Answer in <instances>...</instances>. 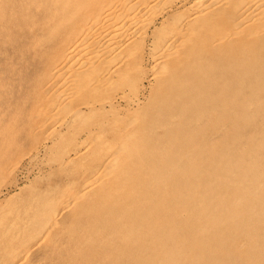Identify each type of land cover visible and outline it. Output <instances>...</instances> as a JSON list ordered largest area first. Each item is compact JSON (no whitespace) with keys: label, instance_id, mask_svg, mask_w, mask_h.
<instances>
[{"label":"bare ground","instance_id":"6f19581e","mask_svg":"<svg viewBox=\"0 0 264 264\" xmlns=\"http://www.w3.org/2000/svg\"><path fill=\"white\" fill-rule=\"evenodd\" d=\"M23 45L0 175L28 138L66 182L0 201V264H264V0H0Z\"/></svg>","mask_w":264,"mask_h":264},{"label":"rangeland","instance_id":"374dc122","mask_svg":"<svg viewBox=\"0 0 264 264\" xmlns=\"http://www.w3.org/2000/svg\"><path fill=\"white\" fill-rule=\"evenodd\" d=\"M4 50L6 53L7 48ZM15 51L16 53H14ZM7 53L11 55L8 59H5L3 49L0 47V107L4 109L8 108L6 112L10 113L14 109H18L24 115L28 111V105L22 102L23 95H25V86L32 82L37 74V70L41 68L42 62L30 55L26 45H23L20 49L18 46V51L8 49ZM9 87L10 90L7 93ZM144 92L148 94V88H145ZM25 139L22 140V144L17 149H13L12 155L2 158L4 164V162H12L16 157L21 156V162L17 168L11 171L12 173L10 171H3L4 173L2 172L0 175V201L9 198L16 203L18 200L26 199L31 194V190L33 193L35 190H43L44 188L66 182L65 173L56 169L53 165L51 153L46 155L42 147L38 149V152H35L36 146L34 145L35 148L33 149V140ZM25 186H32V189L27 188L28 190L20 192ZM17 196L19 197L17 198ZM35 242V240H32V247ZM35 248L33 249L34 256L41 255L38 249Z\"/></svg>","mask_w":264,"mask_h":264}]
</instances>
